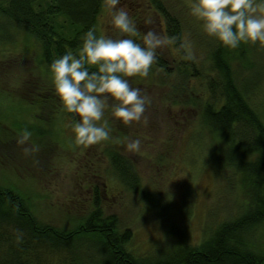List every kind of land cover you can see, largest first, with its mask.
Returning a JSON list of instances; mask_svg holds the SVG:
<instances>
[{"label":"rangeland","instance_id":"1","mask_svg":"<svg viewBox=\"0 0 264 264\" xmlns=\"http://www.w3.org/2000/svg\"><path fill=\"white\" fill-rule=\"evenodd\" d=\"M160 1L181 21L187 48L195 60L207 61L218 42L190 15L193 0ZM121 7L129 12L142 43L149 30L165 35L163 20L154 14L149 0H120L117 10ZM105 10L100 34L127 38L113 28L112 10ZM170 51V46L157 50L172 67L175 63ZM249 61L256 65L252 73L264 66V46L251 54ZM231 68L235 76L246 72L234 60ZM48 75L49 69L32 41L22 37L15 45L0 46V189L18 196L37 222L57 229L76 228L91 210L97 188L104 216L116 217L118 233L131 232L128 250L136 257L158 260L185 245L198 246L220 223L246 209L241 177L222 161L224 149L213 156L221 146L220 135L202 124L200 106L187 102L186 93L172 91L173 80L157 72L142 83L129 80L131 87L152 98L146 113L148 123L126 126L115 120L110 101L104 119L111 139L82 147L74 143L71 124L54 93L48 108L32 103L39 92L54 90ZM192 89L200 93L197 86ZM248 105L264 124V75L260 86L248 95ZM24 129L36 131L29 143L38 145L39 151L32 155H25L24 146L17 143ZM135 140L141 142L140 150L131 152L127 144ZM114 152L134 164L140 178L137 191L124 190L115 178L106 175L108 157ZM218 161L215 165L222 174L217 176L212 163ZM143 193L160 199L165 209L145 207ZM95 236L79 244L82 252L89 249L93 253L92 264L98 260L97 253L104 257L102 238ZM249 242L253 253L264 255V222ZM48 261L58 264L56 257L48 256Z\"/></svg>","mask_w":264,"mask_h":264},{"label":"trees","instance_id":"2","mask_svg":"<svg viewBox=\"0 0 264 264\" xmlns=\"http://www.w3.org/2000/svg\"><path fill=\"white\" fill-rule=\"evenodd\" d=\"M149 5L163 20L164 34L178 39L175 45H170L175 65L169 67L168 61L157 52V62L148 76L157 72L173 80V92L186 93L187 102L200 106L202 124L222 139L213 156L224 149L222 161L241 177L248 200L246 209L234 219L220 223L198 246L182 245L169 256L153 260L136 257L128 250L132 234L129 230L118 233L116 217L104 216L97 188L91 210L70 230L40 224L18 196L0 189V264H53L48 256L58 258V264H92L93 253L89 249L82 252L79 244L95 235L102 238L104 257L97 253L94 264H264V255L248 248L255 229L264 222V124L248 105V95L260 86L264 75V66L252 73L256 65L249 58L264 44L241 43L229 51L217 43L207 61L185 59L190 51L179 18L160 0H149ZM105 9L104 0H0V46L15 45L25 37L37 47L45 68L50 69L52 62L67 52L74 55L79 52L87 31L95 29L101 35L100 18ZM131 38L142 44L139 33ZM182 43L186 47L181 48ZM231 60L246 72L235 76ZM144 78L129 80L142 83ZM194 84L199 89L198 95L192 89ZM53 93L54 90L39 92L37 101L32 103L36 102L40 109L48 108ZM47 102L48 105H43ZM65 114L70 124L76 121L74 114ZM215 164L220 162L212 163L218 176L222 170ZM106 175L115 178L126 191L139 189L140 178L134 164L116 152L108 157ZM141 201L155 211L165 209V204L154 195L143 193ZM18 232L23 233L19 243Z\"/></svg>","mask_w":264,"mask_h":264},{"label":"clouds","instance_id":"3","mask_svg":"<svg viewBox=\"0 0 264 264\" xmlns=\"http://www.w3.org/2000/svg\"><path fill=\"white\" fill-rule=\"evenodd\" d=\"M120 0H104L112 10L111 24L115 30L128 38L113 39L97 35L90 29L82 37L77 54L67 52L54 60L48 79L59 98L61 111L74 114L78 121L71 124L74 143L89 147L111 139L105 110L112 101L111 114L115 120L128 126L134 122L149 121L146 114L152 98L142 95L140 89L129 84L130 78L147 77L157 62V50L175 45L176 36H166L154 30L147 31L143 43L131 37L138 30L126 8L117 10ZM190 15L201 24L203 32L229 49L241 43L264 44V0H193ZM186 47L185 44L180 45ZM188 53L185 59H193ZM95 67L97 70H90ZM103 121V123H101ZM32 132L24 129L18 136V145L24 146L25 155L39 151L30 144ZM139 140L131 141V152L140 150ZM38 163V161H36ZM23 233L18 232L19 243Z\"/></svg>","mask_w":264,"mask_h":264}]
</instances>
